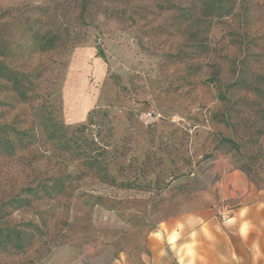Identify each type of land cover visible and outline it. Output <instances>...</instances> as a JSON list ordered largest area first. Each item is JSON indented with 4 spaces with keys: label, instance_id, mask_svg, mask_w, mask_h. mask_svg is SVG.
I'll use <instances>...</instances> for the list:
<instances>
[{
    "label": "rangeland",
    "instance_id": "rangeland-1",
    "mask_svg": "<svg viewBox=\"0 0 264 264\" xmlns=\"http://www.w3.org/2000/svg\"><path fill=\"white\" fill-rule=\"evenodd\" d=\"M223 1L188 21L190 0H0V60L37 94L0 79V125L32 141L0 155V225L34 236L0 264H264V96L234 85L264 93V0Z\"/></svg>",
    "mask_w": 264,
    "mask_h": 264
},
{
    "label": "trees",
    "instance_id": "trees-1",
    "mask_svg": "<svg viewBox=\"0 0 264 264\" xmlns=\"http://www.w3.org/2000/svg\"><path fill=\"white\" fill-rule=\"evenodd\" d=\"M194 4H192V8H186L184 10V16H186L188 21L193 20L195 17L201 16V17H211L214 15L221 16L224 13L228 14L227 11V3L223 0H190ZM85 10V6L83 8V11ZM227 11V12H226ZM60 39V36L57 31H52L50 33H45L43 35H40L35 32L34 34V45L37 46V48L40 51H50L55 49L58 45V41ZM12 49L10 48L9 43H6L0 32V58L4 57L6 58L7 55L11 53ZM99 57L105 59V54L102 50L98 53ZM261 78H264L261 76ZM0 79L5 80L7 83L5 85L6 91H11L15 97H17L18 101L20 103H29L33 101L36 97V90H35V77L32 73H27L24 71H20L17 68H13L10 65H8L5 61L0 60ZM235 86H238L240 88L249 89L254 92H259L260 95L264 96L263 91L256 88L254 84H248L245 80H241L239 82L234 83ZM261 117L264 120V110L261 111ZM89 126H95L98 128H102L103 126H109L111 124V118L109 116V113L107 111H97V112H91L89 114ZM48 121V120H47ZM87 126H82L77 128L76 130L79 131L80 129H86ZM109 130H112L111 125L109 126ZM27 135V132L23 130H19L17 128H14L12 126H1L0 125V155H14L17 151L24 149L28 147L32 141H27L25 138ZM64 129L63 127L56 121H51L50 125V134H48L49 139L52 141L60 140L61 138H64ZM254 136V135H253ZM253 136L250 137L249 142L252 144V146L258 144L259 138H253ZM222 143L227 144L231 147V149H238V144L229 138H223L221 140ZM92 143H96L92 141ZM80 148V147H79ZM87 149L85 148V151H83L82 155H88L86 152ZM67 150H70V148H67ZM102 148L99 147L96 151L95 156L100 155ZM103 152V150H102ZM93 156H88L87 159H90L89 165L91 167H94L95 164H98L97 159H92ZM34 236L33 234H30L22 229L17 228H3L2 225H0V253L1 252H7L9 250H17L22 251L27 249L33 242Z\"/></svg>",
    "mask_w": 264,
    "mask_h": 264
}]
</instances>
